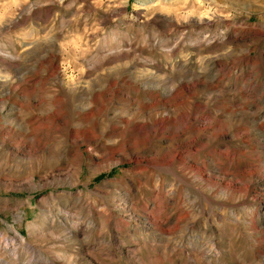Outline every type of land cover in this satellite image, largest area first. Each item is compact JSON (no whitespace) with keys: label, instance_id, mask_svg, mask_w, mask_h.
I'll list each match as a JSON object with an SVG mask.
<instances>
[{"label":"rangeland","instance_id":"1","mask_svg":"<svg viewBox=\"0 0 264 264\" xmlns=\"http://www.w3.org/2000/svg\"><path fill=\"white\" fill-rule=\"evenodd\" d=\"M0 264H264V0H0Z\"/></svg>","mask_w":264,"mask_h":264},{"label":"bare ground","instance_id":"2","mask_svg":"<svg viewBox=\"0 0 264 264\" xmlns=\"http://www.w3.org/2000/svg\"><path fill=\"white\" fill-rule=\"evenodd\" d=\"M6 241L8 242V239H6ZM9 243V242H8Z\"/></svg>","mask_w":264,"mask_h":264}]
</instances>
